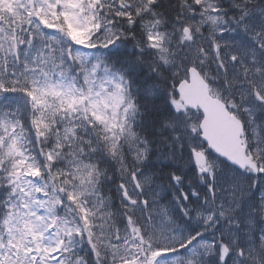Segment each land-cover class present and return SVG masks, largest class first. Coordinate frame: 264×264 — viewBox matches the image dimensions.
Here are the masks:
<instances>
[{
  "label": "snow or ice",
  "instance_id": "1",
  "mask_svg": "<svg viewBox=\"0 0 264 264\" xmlns=\"http://www.w3.org/2000/svg\"><path fill=\"white\" fill-rule=\"evenodd\" d=\"M0 264H264V0H0Z\"/></svg>",
  "mask_w": 264,
  "mask_h": 264
}]
</instances>
